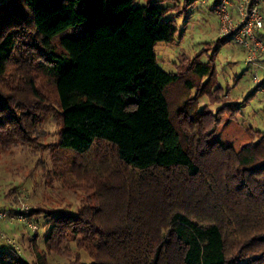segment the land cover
Returning <instances> with one entry per match:
<instances>
[{"label": "trees", "instance_id": "16d2710c", "mask_svg": "<svg viewBox=\"0 0 264 264\" xmlns=\"http://www.w3.org/2000/svg\"><path fill=\"white\" fill-rule=\"evenodd\" d=\"M141 1L8 0L0 6V151L33 148L42 137L37 125L46 100L37 72L54 85L57 150L81 158L95 143H105L123 168L142 174L118 184L95 182L75 212L30 207L27 216L46 229L41 252L33 248L39 260L34 264H264V134L254 133L239 152L219 143L207 146L218 167L232 150L242 173L239 180L229 179L235 188L225 178L200 177L176 119L200 123L207 135L214 130L220 109L212 119L200 107L205 95L209 105L216 101L210 104L213 56L208 63L200 54L189 57L185 71L182 61L172 64V72L161 69L156 45L173 44L178 29L167 18L170 8ZM193 5L194 0L185 3ZM79 27L81 35L61 38L56 53L52 39ZM180 176L184 185L176 180ZM252 177L259 179L257 187ZM111 187L122 192L111 196L114 221L104 207ZM6 198L0 209L16 205V197ZM37 238L38 232L29 241ZM3 245L8 250L0 253V264H31ZM48 257L63 261L49 263Z\"/></svg>", "mask_w": 264, "mask_h": 264}, {"label": "rangeland", "instance_id": "374dc122", "mask_svg": "<svg viewBox=\"0 0 264 264\" xmlns=\"http://www.w3.org/2000/svg\"><path fill=\"white\" fill-rule=\"evenodd\" d=\"M155 1L158 6L170 8L167 18L174 20L178 29L173 44L158 43L156 45L158 66L161 69L172 72L174 71L172 64L182 61L180 71H185L191 66L189 57L200 54V61L208 63L213 56L214 84H211L210 93L214 100H210V104L215 99L216 101L213 105H209L208 96L205 95L204 100L200 101V107H204V116L209 118L210 115L212 119H214L213 114L220 109L217 114L218 123L209 135L201 129L202 127L198 125L200 123L190 124L182 120L180 116L177 117L176 123L185 137V146L201 167L200 177L207 178V180L212 179L209 180L212 182L217 180L219 182L225 178V181L234 187L236 185L229 183V179L239 180L242 173L237 171L232 150L239 152L251 143L255 138L254 133L264 134V92L262 91L264 70L247 64L241 47L232 39L220 36L219 20L212 12L219 0H194V5L188 7L185 6L187 0ZM141 3H143L141 0L135 2L136 5ZM257 5L264 17V0H257ZM80 35L81 27L78 30L68 29L53 38L51 46L56 53H61L59 46L61 38H73ZM262 35L264 37V29ZM29 39L25 37L22 42L27 44ZM218 40L222 41L218 43ZM25 43L21 47L24 52H27L24 50H27ZM184 57L188 60H183ZM37 63H39L37 60L33 62L34 68ZM261 64L264 67V59L261 60ZM35 73L37 88L46 100L44 117H41L37 125L42 137L35 142L33 148L17 147L0 151V207L10 201L6 198L8 196L17 199L16 205L12 207L14 209L20 203H24L29 208L37 207L46 210L70 208L71 212H75L85 203L89 193L95 191V182L118 184L124 177L127 179L140 178L142 174H136L118 163L114 149L108 144L95 143L89 153L81 158L72 153L57 150L60 116L56 105L54 85L48 77ZM204 81L206 82L207 78ZM171 93L174 95V90ZM205 141L206 146H204ZM209 144L232 149L231 154L226 155L225 161H222V167H218L216 154L208 155L207 146ZM213 152L217 153L216 150ZM68 168L71 171L70 174L66 173ZM58 173H61V176H58ZM146 177L147 175L143 176V181L147 179ZM154 178L157 179L156 175ZM176 178L178 183L184 185L182 176ZM251 180L256 183L257 187L259 179L252 177ZM166 185L172 186L173 184L167 183ZM244 186H247L245 182L242 184V187ZM233 187L229 188L230 192L236 191ZM218 192H221V189H218ZM121 193L120 190L111 187L110 195L106 200L108 205L104 206L108 220H115L113 206L116 204V199L111 196ZM5 225L8 227L3 228ZM2 230L8 238L13 239L19 245L21 255L28 262L38 263L39 260H36L33 248L35 246V249L41 252L46 229L39 227L35 243L29 241L31 233L22 223L14 220L6 221L2 224ZM3 244L4 242L0 241V253L8 250ZM232 245L229 244V250H232ZM47 261L51 263L63 260L48 257Z\"/></svg>", "mask_w": 264, "mask_h": 264}, {"label": "built area", "instance_id": "2783aa9c", "mask_svg": "<svg viewBox=\"0 0 264 264\" xmlns=\"http://www.w3.org/2000/svg\"><path fill=\"white\" fill-rule=\"evenodd\" d=\"M8 0H0V6ZM212 12L219 20L220 36L232 39L245 55L247 64L264 70L261 60L264 59V40L260 38L264 29V17L257 3L251 0H219ZM264 92V88L262 89ZM29 207L20 203L18 207L0 209V241L21 252L19 245L8 238L2 224L14 220L22 223L31 233V238L38 232V226L27 216Z\"/></svg>", "mask_w": 264, "mask_h": 264}, {"label": "crops", "instance_id": "0c3cea01", "mask_svg": "<svg viewBox=\"0 0 264 264\" xmlns=\"http://www.w3.org/2000/svg\"><path fill=\"white\" fill-rule=\"evenodd\" d=\"M5 227H8V226L5 225L3 228H5Z\"/></svg>", "mask_w": 264, "mask_h": 264}]
</instances>
